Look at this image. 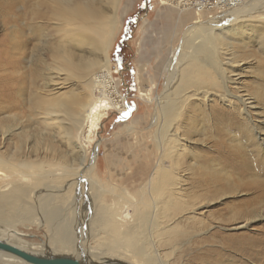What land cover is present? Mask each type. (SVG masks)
Listing matches in <instances>:
<instances>
[{"label":"bare ground","instance_id":"1","mask_svg":"<svg viewBox=\"0 0 264 264\" xmlns=\"http://www.w3.org/2000/svg\"><path fill=\"white\" fill-rule=\"evenodd\" d=\"M121 1L38 2L44 8L39 18L51 22L56 38L51 47L49 68L53 70L49 79L51 94L37 97L36 117L47 131L41 136L48 137L49 132L53 133L52 138L61 139L70 152L79 156L80 162L65 164L62 174L59 169H54L53 155L52 158L46 156L45 160L41 156L33 160L28 155L29 150L37 154L39 151L47 153L49 149L58 154V146L46 139L36 141L33 147L19 143L8 146L18 128L0 126V224L35 219L40 223L43 220L39 216L52 211V220L61 231L54 248L57 245L72 247V241H78L82 235L81 221L89 209L82 198L85 192L92 195L89 190L97 188L98 184L88 175L89 144L96 140L103 120L111 111L126 109L112 84L113 73L117 71H112L109 58L121 27L116 18ZM167 2L180 18L183 16L186 21L193 17L194 21L185 30L183 48L173 50L163 69L168 76L165 92L152 97L151 88L139 89L144 102L157 106L152 128L156 137L154 146L160 158L151 175L154 181L148 183L153 203L136 218L129 210V206L136 204L124 209H118L114 204L111 213L101 203L100 206L93 203L96 210L90 213L94 216L92 223L96 221L104 227L103 231H119L124 245L138 263L178 264L177 258L183 257L185 246L192 243L195 254L183 264H206L216 256L213 264H248V261L264 264V234L258 244L244 234H224L225 231L246 230L264 218V138L255 119V114L259 115L257 102L264 101V56L255 64L257 76L252 78V86L247 88L246 80H242V74L247 71L244 67L247 60L243 56L251 42L245 38L248 32L257 37L256 50L264 54V11L256 13L264 6L255 8L264 0H162V4ZM137 81L140 85V74ZM6 84H0L1 98L2 92L13 89L12 83ZM67 85L74 89L60 92L67 90ZM6 87L8 89L4 91ZM6 100L9 104L15 102L13 95ZM196 113L213 116L210 127L216 136L212 149L196 152L191 148L199 140L192 141L191 135L205 136L200 131L206 128L192 123V118H199ZM222 122L229 123L231 128L222 129ZM224 134L231 136L232 151H228L221 141ZM189 153L192 159L188 165L186 157ZM33 176L50 182L45 191L28 186L27 190L19 192L12 183L15 177L20 178L21 184L30 183ZM29 197L34 198V203L26 200ZM94 200L97 202L98 198ZM230 200V205L223 203ZM57 202L61 205L55 204ZM218 202L225 207L217 208L215 212L212 207ZM166 212L185 214V226L169 222L164 225L165 220L161 218ZM1 225L0 241L33 254H60L51 253L49 242H28L25 234ZM215 229L193 244L197 237ZM165 236L170 244L165 255L174 256L173 263L163 257L159 245V238ZM216 245L218 247H213ZM73 248L80 252L62 254L77 258L101 256L79 246ZM108 248L110 246L103 245V250L108 251ZM119 248L125 249L122 245ZM230 253L238 254L242 260ZM118 261L121 260L114 259V262ZM0 264L25 263L0 251Z\"/></svg>","mask_w":264,"mask_h":264},{"label":"rangeland","instance_id":"2","mask_svg":"<svg viewBox=\"0 0 264 264\" xmlns=\"http://www.w3.org/2000/svg\"><path fill=\"white\" fill-rule=\"evenodd\" d=\"M39 1L0 0V84L5 85L6 82H10L13 88L8 92H2L4 94L2 98L0 96V126L18 128L14 133L13 141L8 142V146L12 145L13 147L15 143H19L20 145L27 144L33 147L36 141L42 139L49 140L51 144L58 146V154L51 153L50 149L47 150V153L39 151L36 154L30 150L27 153L33 160L37 159V156H41L45 160L46 156L52 158L53 155L55 157L53 161L54 169H59L60 173L63 174L64 165H77L80 162L79 156L70 152L61 139L52 138L54 137L53 133L49 132L48 137L41 136L47 131L40 126V119L36 117L38 112L35 105L37 97L51 94L49 91L52 90V87L49 79L53 70L49 68L52 63L51 47L55 45L54 39L56 38L51 22L39 18V14L44 11V8L39 5ZM262 4L264 6V2L257 4L256 10L260 9ZM261 11H264V9L256 11V13ZM116 18L120 20L121 27L118 29L117 37L109 52V58L112 71H117L113 73L112 84L117 88L126 109L122 112L111 111L108 118L103 120L96 140L89 144L86 159L88 175L91 180L95 179L98 184L97 188L89 190V192L92 191V195L91 193L87 195L85 192L82 198L83 203H87V209L89 208L86 218L81 221L82 235H79L78 241H72V247L57 245L54 248V244L59 241L61 231L60 228L58 229L55 226V220H52V211H47L39 216L43 220L40 223L35 219L17 224L1 223L2 225H0L25 234L24 238L28 242L34 244L49 242L52 249L51 253L56 251L60 254L71 253L76 255L80 250L73 247L79 246L82 250L87 249L92 254L97 255L98 253L101 255L99 257L93 256L91 259L106 257L111 260L120 259L121 262L124 261L128 264H143L135 262L129 252L130 249L124 245L119 231V233L103 231L104 227L98 225L96 221L92 223L94 216L90 215L94 213L95 206H98L99 203L111 213L114 204L121 209L128 207L130 204H136L132 207L129 206L130 213L134 214V218H136L140 213L147 211V208L153 203L148 189L150 183L154 181V177H151V175H153L160 158V153L154 146L156 145V137L155 129L152 128L153 116L157 106L156 104L144 102L140 97L139 89L142 87L144 91V89L151 88L152 97L161 96L165 92L168 76L163 69L172 56L173 50L179 49V47L180 49L183 48V35L194 19L192 17V20L188 18L185 21V17L181 16L180 18L172 4L169 2L162 4V0H122L117 7ZM248 33L245 38L251 41L250 47L243 56V59L247 60L244 62L247 71L242 74L244 75L242 80H246L245 86L247 88L252 86V78L257 76L256 70H254L255 64L264 56L262 52H259L260 50H256V47H258L257 37L253 36V32ZM138 74L141 77L140 85L137 81ZM6 89L8 87L4 88V91ZM72 89L74 87H68L67 90L60 92ZM10 95L15 98L13 104L7 103L6 98ZM257 104L258 108L256 110L259 115L255 114V119H257L264 138V123H259V121L264 122V101L258 100ZM196 114H199V118L196 120L192 118V123L204 126L206 129L200 131V134L207 137L191 135L194 138L192 141L196 142L195 139H199L196 144L191 145V148L196 152L201 149L203 151L208 150V148L212 149L214 148V136H216L212 131V127H210L213 116ZM226 127L231 128V125L222 122L221 128ZM230 137V135L225 134L221 136V141H223L228 151L233 150L230 146L233 145L229 140ZM205 138L206 144L204 143ZM40 147L39 145L38 148ZM191 159L189 153L186 157L188 165ZM20 181V178L15 177L12 182L18 187L19 192H22L23 189L27 190L28 186H32L31 189L34 188L40 192L45 191L47 184H50L44 179H38L37 176H33L30 183L21 184ZM97 198L98 200L95 202L94 199ZM26 200L29 203H34L33 197ZM230 202L231 200L223 203L230 205ZM93 203H95L94 207H92ZM223 203L218 202L212 209H215L216 212L217 208L225 207V205H222ZM185 218V214L166 212L161 219L165 220L164 225L169 222L173 225L185 226ZM216 230H211L208 234L197 237L193 244ZM117 233L119 236H116ZM224 234H244L258 244L260 236L264 234V218L259 219L246 230L238 232L225 231ZM167 242L166 236L159 238L163 257L173 263L174 256L167 257L165 255L170 248V244L168 245ZM103 245L110 246V249L108 248V251L103 250ZM121 245L125 249L119 248ZM194 250L195 247H192V243L187 244L185 246L186 254L181 258H177L178 264L188 262L191 254H195ZM119 252L123 254L120 255ZM230 254L242 260L238 254ZM78 256L80 255L78 254ZM216 258L217 256L212 257L206 264L215 263ZM247 263L253 264L249 261Z\"/></svg>","mask_w":264,"mask_h":264},{"label":"water","instance_id":"3","mask_svg":"<svg viewBox=\"0 0 264 264\" xmlns=\"http://www.w3.org/2000/svg\"><path fill=\"white\" fill-rule=\"evenodd\" d=\"M0 251L9 253L22 260L25 264H119L110 259H91L80 257L77 258L70 254H47L39 255L25 251L15 245L9 244L5 241H0ZM124 262H121L122 264ZM128 264V263H125Z\"/></svg>","mask_w":264,"mask_h":264}]
</instances>
